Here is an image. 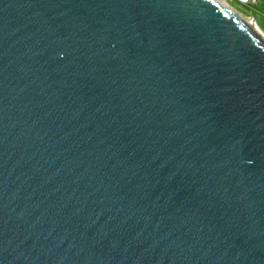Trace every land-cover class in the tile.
<instances>
[{
  "label": "water",
  "instance_id": "95a60500",
  "mask_svg": "<svg viewBox=\"0 0 264 264\" xmlns=\"http://www.w3.org/2000/svg\"><path fill=\"white\" fill-rule=\"evenodd\" d=\"M218 0H0V264H264V38Z\"/></svg>",
  "mask_w": 264,
  "mask_h": 264
},
{
  "label": "built area",
  "instance_id": "2783aa9c",
  "mask_svg": "<svg viewBox=\"0 0 264 264\" xmlns=\"http://www.w3.org/2000/svg\"><path fill=\"white\" fill-rule=\"evenodd\" d=\"M226 6L230 7L232 10H234L236 13H238L241 17L249 21L251 24H253L257 29L262 31L259 26L257 25L256 18L255 17H246L240 12H238L235 8L231 7L226 0H221ZM230 1V0H229ZM235 1L239 6L244 8L245 10L255 11V7L258 5H264V0H232ZM260 17L264 18V14H260Z\"/></svg>",
  "mask_w": 264,
  "mask_h": 264
},
{
  "label": "rangeland",
  "instance_id": "374dc122",
  "mask_svg": "<svg viewBox=\"0 0 264 264\" xmlns=\"http://www.w3.org/2000/svg\"><path fill=\"white\" fill-rule=\"evenodd\" d=\"M229 2L228 4L235 8L238 12L243 14L246 17H255L257 25L259 28L263 31L262 33L264 34V18L260 17V14H264V5H258L255 7V11H250V10H245L241 6H239L235 1L232 0H226Z\"/></svg>",
  "mask_w": 264,
  "mask_h": 264
},
{
  "label": "bare ground",
  "instance_id": "6f19581e",
  "mask_svg": "<svg viewBox=\"0 0 264 264\" xmlns=\"http://www.w3.org/2000/svg\"><path fill=\"white\" fill-rule=\"evenodd\" d=\"M219 2H221L222 4H224L221 0H218ZM225 5V4H224ZM226 6V5H225ZM228 7V6H227ZM230 8V7H229ZM252 26H254L252 24ZM253 28H256L255 26ZM256 30L261 34V36L264 38V34L262 33L263 31H260L259 29L256 28Z\"/></svg>",
  "mask_w": 264,
  "mask_h": 264
}]
</instances>
